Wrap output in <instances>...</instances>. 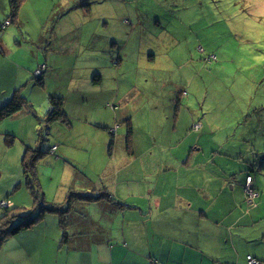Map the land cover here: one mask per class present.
Returning <instances> with one entry per match:
<instances>
[{
    "label": "rangeland",
    "instance_id": "obj_1",
    "mask_svg": "<svg viewBox=\"0 0 264 264\" xmlns=\"http://www.w3.org/2000/svg\"><path fill=\"white\" fill-rule=\"evenodd\" d=\"M7 15V0H0V25ZM3 27L7 46L0 49V108L15 91L26 102L0 124V138L13 140L10 148L5 144L7 149L0 142V191L14 189L15 208L29 212L38 189L45 206L68 203L75 195L69 184L77 173L94 179L107 165H118L119 157L129 158L124 142L111 147L109 135L102 147L93 142L85 148L86 138L101 140L93 129L85 136L81 112L112 125L121 141L127 119L135 142L131 151L137 157L146 147L139 145L142 140L166 141L172 147L153 146L152 155L184 156L196 148L198 159L211 163L215 177L225 173L237 177L239 184L254 168L257 207L250 210L252 220L246 217L240 223L244 228L232 229L231 241L224 228L236 210L207 212L217 225L190 231L201 235V250H210L218 263L248 264L251 256L264 264V0H25L17 21ZM57 30L65 32L63 51L46 53L45 45L40 50L44 34ZM149 54L155 63L148 62L153 59ZM37 64L48 68L43 86L32 78ZM22 78L30 80L28 86L22 85ZM59 85L71 100L69 125L54 123L40 133L49 94ZM115 94L118 100L123 97L121 103L103 104ZM172 94L175 100L170 104ZM87 97L92 99L77 105ZM176 99L181 106L176 107ZM194 124L200 128L193 130ZM28 150L38 152L35 180L23 174ZM142 186L140 181L138 187ZM232 197L234 202L227 205L222 199L223 207L240 203L238 193ZM73 201L94 205L100 200Z\"/></svg>",
    "mask_w": 264,
    "mask_h": 264
},
{
    "label": "crops",
    "instance_id": "obj_2",
    "mask_svg": "<svg viewBox=\"0 0 264 264\" xmlns=\"http://www.w3.org/2000/svg\"><path fill=\"white\" fill-rule=\"evenodd\" d=\"M64 33L57 30L44 34L39 49H43L41 46L45 45L46 53L63 51ZM5 35H2L0 40L1 49H6L3 46H7ZM150 60L154 63L156 61L155 57ZM42 79L45 84L46 78ZM28 81L22 78V85L28 86ZM100 81L101 79L94 84L98 85ZM64 91L59 85L49 97L63 98L65 113L69 117L67 107L71 100H68L69 94ZM99 96L100 93L95 97ZM104 97L105 95L100 99ZM122 98L118 100L115 94L112 98L107 97L103 104L117 100L121 103ZM88 99L91 100L92 97L83 98L81 102L77 100V105L86 103ZM172 100H175L174 94L170 104L173 103ZM176 102L181 106V100L176 99ZM80 114L79 118L85 125V136L87 137L91 133L89 130L93 129V134L101 140L96 141L93 136L88 137L84 147L89 148L93 142L96 147H102L108 140V132L103 130L113 126L108 127V123L103 125L100 118H94L93 121L91 113ZM177 116L178 114H175V117ZM114 136L113 145H121L124 142L125 134L122 141L117 139L120 136L117 132ZM150 141L140 142L142 148L146 146L140 152V157H137L133 149L127 160L119 157L118 160L121 161L115 162L118 164L114 166L116 169L107 165L105 172L97 178L91 179L89 174L77 173L71 179L69 190L74 193L92 189L94 195L99 192L108 193L112 201L100 200L94 205L53 201L51 205H57L63 210L68 209L65 211L67 223L62 226L57 213L43 214L31 229L4 241L0 248V264H150L149 259H155L160 264H222L213 259L210 250H201V235L190 229H208L216 226L207 212L211 214L215 211L236 210L238 213L234 220L224 228L229 237L227 240L231 241L232 229L244 228L240 223L246 217L252 220L254 212L250 210L256 209V206L252 207L245 201L244 179L238 184L237 177L228 178L225 173L215 177V173L209 169L211 163L198 159L196 152L199 150L196 148L184 156L156 157L152 155L151 147L172 146L166 141L159 144H151ZM0 142L4 143L5 140L0 138ZM5 143L3 147L7 149ZM54 146L56 145H52ZM134 146L133 138L132 148ZM137 159L141 165L137 162L135 169L134 163ZM140 181L144 186L138 187ZM254 185L258 189L256 179ZM13 192L14 189L10 187L0 191V202L6 201L10 207L15 208L17 203L12 196ZM223 193H227L233 200L232 194L238 193L237 201L240 200V203L235 202L231 207H223V198L225 205L233 201L230 197L226 199ZM20 207L26 209L28 204L25 207L21 204ZM172 230L175 232L174 236ZM65 236L66 244H63ZM189 243L193 247L189 246ZM193 254L199 255V258H192ZM253 255L262 258L259 254Z\"/></svg>",
    "mask_w": 264,
    "mask_h": 264
},
{
    "label": "trees",
    "instance_id": "obj_3",
    "mask_svg": "<svg viewBox=\"0 0 264 264\" xmlns=\"http://www.w3.org/2000/svg\"><path fill=\"white\" fill-rule=\"evenodd\" d=\"M24 1L25 0H7L8 15H7L4 23L2 25H0V40L2 37V31L4 30L3 29L4 27H2V26L5 23H8L10 25V24H13L17 21L20 8H21ZM148 41H149V39H148ZM0 49H1V45H0ZM151 50H156V49L147 48V51H151ZM148 56H149V58L155 57L151 54H149ZM47 69L48 68H47L46 64L45 65L38 64V66L35 68V70L33 71V74H32V78L35 81V84H38L39 86H43V79L42 78H43V74L46 72ZM37 71L40 72V74L36 76L35 73ZM95 77H99V76H95ZM17 94H18L17 91H15L14 95L11 97V99L9 101H7L0 108V124L3 121H5V120L11 118L12 116L16 115L17 113H19L23 109L24 104H26V102L24 103V101ZM177 107H178V103H177ZM58 122L62 123L64 125H69L68 116L65 113V109H64V100L61 97H50L49 98V110L46 112L42 121L39 122L41 124L39 132L42 133V131H44V130L49 131L51 126L54 123H58ZM124 123L126 125V134H125V139H124L125 148L127 150V153L131 154V147H132V142H133L131 122H129V120H126V121H124ZM195 126H198V125L194 124L193 130H195ZM198 128H200V126H198ZM196 130H198V129H196ZM104 131L108 132V135L110 138L109 145L112 147L114 144V137H115L114 135L116 134V130L112 129V128L111 129L107 128ZM5 142H6L5 144L7 146H11L13 144L12 138H5ZM54 147L56 148V146H54ZM51 148H53V147H51ZM51 148H50V150H51ZM34 153L38 154L37 151H31V150L26 151V153L22 159V169H23V174H24L25 178L28 179L31 176L35 180L36 178H35V172H34V162L36 160V157H35ZM39 154H44V152L42 150H40ZM31 164H33V165H31ZM250 172H252V173L255 172L254 168H252ZM252 173H246V176L244 178L243 190H244V194H245L246 183H247V180L249 179L250 180V190H252L256 194V197L253 198V200L251 202H248V200H247L248 196L245 194V201L247 202V204H251L252 207H255L256 206L255 201L259 198V191H258V189H256V187L254 185V179L255 178H253ZM74 198H77L81 201L83 199H85L86 201H90V200H107L109 202L112 201L111 196L106 192H103V193L99 192V193L95 194L94 196L82 195V194L80 195L78 193H75V195L71 196V200L68 203L70 204L72 199H74ZM73 202H75V201H73ZM1 211H2V214L0 216V247L6 239H8L10 237H14V236L18 235L19 233H21L25 230L31 229L34 225L37 224V222H39V220L42 218V215L45 212L46 213L50 212V213L59 214L60 222H61L62 226L65 223H67V220H68V218L66 216L67 212L65 213V211H68V209L63 210L60 207H58L57 205L45 206L43 203H41V195H40L39 189H38V193H36V195H34V203H33L32 209L29 212H24L18 208H12V207H9L6 209H1ZM32 213H35V214L32 215ZM65 238H66V236L63 239V244H66ZM248 257H251V256H247V258ZM252 259H254V258H252ZM254 260L260 264L259 261H257L256 259H254ZM149 262H150V264H160L155 259H149ZM247 263H248V260H247Z\"/></svg>",
    "mask_w": 264,
    "mask_h": 264
},
{
    "label": "built area",
    "instance_id": "obj_4",
    "mask_svg": "<svg viewBox=\"0 0 264 264\" xmlns=\"http://www.w3.org/2000/svg\"><path fill=\"white\" fill-rule=\"evenodd\" d=\"M7 24L8 23H5L3 26H5ZM39 74H40V72H38V71L35 73L36 76ZM196 129H198V126H195V130ZM55 149H56L55 147L51 148L50 152L53 153L55 151ZM245 194L248 196V198H247L248 202H251L253 200V198L256 197V194L252 190H250V180L249 179L247 180V183H246ZM9 207H10V204L8 202H6V201L0 202V208L1 209H6ZM247 260H248V264H259L258 262H256L251 257H248Z\"/></svg>",
    "mask_w": 264,
    "mask_h": 264
}]
</instances>
